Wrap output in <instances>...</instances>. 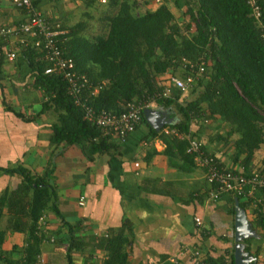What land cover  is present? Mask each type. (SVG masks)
I'll use <instances>...</instances> for the list:
<instances>
[{
  "label": "crops",
  "instance_id": "crops-1",
  "mask_svg": "<svg viewBox=\"0 0 264 264\" xmlns=\"http://www.w3.org/2000/svg\"><path fill=\"white\" fill-rule=\"evenodd\" d=\"M95 1L91 7L88 0H39L37 8L52 22H59L67 34L84 22L87 27L83 35L94 37L96 19L103 8L102 0ZM136 5L140 11L158 8L155 0H137ZM24 20V13L11 0H0V28L17 26ZM25 40L28 38L12 37L7 44L0 41V198L5 192H19L24 185L20 175L8 174L7 169L22 166L32 175L49 174L56 201L54 210L44 212L49 239L42 242L40 256L45 264H67L66 225H80L79 238L93 244L124 229L131 240L128 264H192L185 247H196L205 255L224 258L225 264H231L237 201L256 235L248 246L250 254L258 257L257 264H264V231L256 226L255 210L245 199L232 195L212 200L204 171L185 163L180 156L167 157L164 143L150 136L146 118L124 140L113 137L118 149L96 155L93 160H88L79 145H52V129L59 124L60 114L53 109L42 112L44 92L35 86L32 74L25 73L26 64L21 60L24 50L30 49L20 44ZM9 52L16 53L14 62L7 59ZM159 80L166 85L165 77L159 78L158 84ZM203 110L204 116L191 122L190 134L203 143L205 151L223 167L261 173L264 144L247 166H235L232 157L239 135L228 139L232 127L218 116L206 115V105ZM152 111L163 125L181 121L178 114L161 106L154 104ZM25 196L22 194L23 199L32 200L33 191ZM10 218L6 207L0 230L8 228ZM26 238V234L8 232L3 251L10 254L15 248L25 249ZM72 257L74 264H103L108 258L99 249L76 250ZM12 259L19 260L21 255L13 254Z\"/></svg>",
  "mask_w": 264,
  "mask_h": 264
},
{
  "label": "trees",
  "instance_id": "trees-1",
  "mask_svg": "<svg viewBox=\"0 0 264 264\" xmlns=\"http://www.w3.org/2000/svg\"><path fill=\"white\" fill-rule=\"evenodd\" d=\"M173 1L159 0L157 9L140 13L137 0H102L99 21L105 23L104 33L94 37L83 35L87 27L84 22L70 28L62 37L61 49L74 61L75 70L89 80L91 90L90 87L83 90L82 98L88 100L96 112L107 111L118 117L127 112V106L135 100L162 91L158 79L167 73L172 72L186 81L189 69L183 67V60L197 63L204 58L207 64L204 75L196 79L186 93L175 90L171 98L158 99L155 103L174 111L181 121L163 125L160 132L150 128V136L164 143L167 157L180 156L195 167L194 158L186 153L188 142L166 135L164 130L189 133L191 121L204 116L203 106L206 105V115L218 116L232 127L228 139L239 135L235 140L233 164L247 166L264 144V0H259L262 29L251 18L246 0H180L177 4ZM95 2L88 0V6L92 7ZM38 3L39 0H34L35 6ZM173 7L182 13L183 21L176 19ZM87 15L91 17L90 13ZM21 60L26 64L25 73L32 74L35 86L44 92L46 100L42 112L53 109L60 114L59 124L52 129V145H79L88 160L118 149L113 143L114 135H104L102 129L84 119V112L69 94L68 85L61 78L45 75L48 64L43 53L34 48L26 49ZM97 88L98 93L92 95ZM142 122H145L144 114ZM262 165L264 176V158ZM221 168L235 171V167ZM6 171L20 175L24 185L19 192H5L0 198V221L4 208L7 207L11 215L8 228L0 230V263L38 264L42 242L49 239L39 221L45 211L55 209L56 194L51 178L49 174L32 175L22 166ZM31 190L32 200L23 199L22 194L27 197ZM245 200L251 207V202ZM255 213L256 226L264 231V218L258 211ZM66 227L69 230L67 264H74V251L90 249L106 253L108 258L103 264H128L131 240L124 229L93 244L79 238L80 225ZM8 232L26 234L25 249L15 248L10 254L4 252L2 247ZM252 239L244 241L249 253ZM13 254H20L21 259H12ZM259 254L257 251L256 255ZM203 264H225V260L204 254ZM231 264H234L233 248Z\"/></svg>",
  "mask_w": 264,
  "mask_h": 264
},
{
  "label": "built area",
  "instance_id": "built-area-1",
  "mask_svg": "<svg viewBox=\"0 0 264 264\" xmlns=\"http://www.w3.org/2000/svg\"><path fill=\"white\" fill-rule=\"evenodd\" d=\"M251 9V18L255 23L263 28L262 9L259 0H246ZM12 5L22 11L26 20L17 26H7L0 28V41L4 44L9 43L12 37H27L28 40L20 44L23 48H34L44 54V60L48 64L45 75L61 78L67 85L68 91L74 98L77 106L84 112V119L93 125H96L104 132V135H114L124 140L133 134L137 127L142 123V115L152 109L158 99L171 98L173 90H179L186 93L190 85L206 71V61L200 58L197 63L187 62L185 60L183 67L189 69L187 80L172 75L169 72L165 75L166 85L162 91H157L152 97H141L127 106L128 111L120 116H115L111 112H96L89 104L88 100L82 98L83 90H91L89 80L85 75L75 70L74 61L68 58L61 49L62 37H65L67 31L62 28L59 22H52L51 18L44 15L34 4V0H11ZM159 4V0H155ZM264 37V36H263ZM30 40V41H29ZM62 40V41H61ZM17 55L15 52L7 53V59L14 62ZM189 65V68L186 66ZM99 88L94 89L92 95L97 94ZM194 118L191 122H197ZM164 133L169 136L178 137L180 140H186L188 147L186 153L194 158L195 165L204 171L205 179L209 185L208 194L212 200H218L222 196L232 195L237 198L247 199L251 202V207L264 218V176L259 172L245 173L243 171L221 168L217 158L208 154L204 149L203 143L193 137L190 132L180 134L174 129H165ZM198 227L202 223L196 220ZM39 226L46 229L45 217H41ZM54 242V239H51ZM184 252L190 253L192 264H203V253L196 247H185ZM41 256L38 257V264H45Z\"/></svg>",
  "mask_w": 264,
  "mask_h": 264
},
{
  "label": "water",
  "instance_id": "water-1",
  "mask_svg": "<svg viewBox=\"0 0 264 264\" xmlns=\"http://www.w3.org/2000/svg\"><path fill=\"white\" fill-rule=\"evenodd\" d=\"M149 126L157 132L161 131L163 123L158 114L152 110L144 113ZM256 235L250 229L249 222L245 211L236 202L235 213V242L234 247V264H257V259L246 251L245 240L255 238Z\"/></svg>",
  "mask_w": 264,
  "mask_h": 264
},
{
  "label": "rangeland",
  "instance_id": "rangeland-1",
  "mask_svg": "<svg viewBox=\"0 0 264 264\" xmlns=\"http://www.w3.org/2000/svg\"><path fill=\"white\" fill-rule=\"evenodd\" d=\"M143 1V0H142ZM176 1V2H175ZM173 2H175L176 4L177 3H179V2H181L180 0H174ZM174 3V4H175ZM174 9H173V11H174V13H175V15H176V19L177 20H180V21H183L182 20V13L179 11V10H177L175 7H173ZM139 11L138 12H140V13H143L144 11H140V9H138ZM101 19V17L99 18V19H96V20H100ZM97 23H98V27L96 28V30L92 33L94 36H96V35H98V34H101V33H104V31H105V29H104V25H105V23L104 22H100V21H96ZM256 238V237H255ZM255 238H253V239H255ZM41 258H42V256H41ZM40 258V259H41Z\"/></svg>",
  "mask_w": 264,
  "mask_h": 264
},
{
  "label": "clouds",
  "instance_id": "clouds-1",
  "mask_svg": "<svg viewBox=\"0 0 264 264\" xmlns=\"http://www.w3.org/2000/svg\"><path fill=\"white\" fill-rule=\"evenodd\" d=\"M150 110H152V109H150Z\"/></svg>",
  "mask_w": 264,
  "mask_h": 264
}]
</instances>
